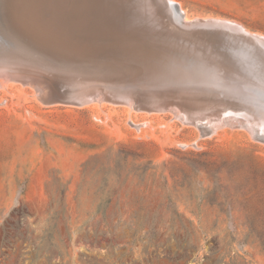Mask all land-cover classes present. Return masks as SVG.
Returning <instances> with one entry per match:
<instances>
[{
	"label": "rangeland",
	"instance_id": "374dc122",
	"mask_svg": "<svg viewBox=\"0 0 264 264\" xmlns=\"http://www.w3.org/2000/svg\"><path fill=\"white\" fill-rule=\"evenodd\" d=\"M21 1V4L15 2L19 4L16 9L22 7L20 10H25V16L19 10L16 12L15 7H10L15 13H11L12 9L9 11L18 19V32L41 52L49 53L52 48L42 39L45 36L41 34L42 25L38 20L47 22L48 28L53 27L52 22L58 27L73 26L72 32L64 33L65 36L49 35L58 46L61 42L75 45L77 38L88 42L90 36L85 25L96 17L92 24L95 27L98 24V28L94 27L97 32L106 20L105 30L116 27L124 36L132 33L129 42L142 46L150 54L149 40L156 35L151 37L140 32L170 33L160 36L161 39L157 36V53L175 69L180 83L170 79L165 87L168 89L176 83L181 86L180 90L187 91L182 93L199 103L202 97L199 92L205 91L215 103L229 99L208 85L211 69L233 73L250 67L249 61L234 46L235 40L229 39L218 26V29L206 30L205 34L200 27L208 26L205 23L211 20L236 23L247 36L264 37V0H174L181 12L179 17L171 14L164 0H119L120 3L113 0L120 9L115 8L116 3L111 5L112 0L99 1L103 6L108 3V7L114 8L103 11L108 13V19L101 12V3L100 7L93 4H98L97 0H89L95 7L86 4L83 7L76 2L81 0H68L71 7L67 0H61L65 7L58 0ZM74 2L79 11L86 8L81 9L85 12L81 14L78 9L76 12ZM41 3L44 5H38ZM87 7L99 17L92 13L89 17ZM96 7L102 8L98 9L100 12H96ZM43 9L48 13L44 10L41 15ZM31 12H36L33 14L38 19ZM72 13L75 14L72 16ZM150 16L155 17V23L149 22ZM178 18L182 24H192L193 32L176 23L173 25ZM143 20H148L147 25ZM217 31L219 38L228 42L223 46L229 54L221 61L210 55L205 42ZM116 41L119 48L128 47L123 40ZM243 47L250 51L247 44ZM54 49L65 54L64 48ZM202 56L208 59L206 67L204 62H199ZM186 62L191 69L187 70ZM180 65L185 69L183 72L177 71ZM4 75L5 83L0 76V264H264V142L255 139L246 128L234 127L232 123L228 127V123L221 122L226 109L217 106L221 103L203 112L209 118L207 124L217 122L208 131L185 117L187 104L181 98L169 99L165 95L170 100L165 106H137L135 103L140 100L153 103L149 97L138 94L142 83H134L132 87L126 83L121 85V97L125 98L121 105L99 99L87 103V99L81 100L85 97L75 96L73 99L84 106H70L54 96L51 100L49 97L50 101L54 98V104L44 103L45 90L39 86L43 83L45 88L47 84L48 90L49 83L37 82L34 78L31 81L34 85H29L19 81L21 77L16 81L11 71ZM151 79V90L161 91L159 96H162L161 84ZM99 82L102 89L112 85L103 79ZM59 85L55 84L60 89ZM86 90L79 85L77 92L89 96L99 94ZM204 132H209L207 138L203 137Z\"/></svg>",
	"mask_w": 264,
	"mask_h": 264
},
{
	"label": "bare ground",
	"instance_id": "6f19581e",
	"mask_svg": "<svg viewBox=\"0 0 264 264\" xmlns=\"http://www.w3.org/2000/svg\"><path fill=\"white\" fill-rule=\"evenodd\" d=\"M20 1L21 0H19V1L18 0L17 1L16 0H0V63H1L0 64V76H1V82L5 83L4 81L6 79V76L4 75V73L5 72L6 73H8V72L10 73V71H11L12 77L16 76V77H14L15 80L16 79L17 80L19 79L17 77H21L20 79H22V78L23 79L22 80L19 79V81L25 82V83H27L29 85H31L30 83L33 82L32 80L34 78H37V82H39V80H42L43 82L49 83L48 90H45L44 91V94H46L47 97L46 96H45V98L43 97L44 98V103H46V104H54L52 101H53V99L55 97L52 98V101H50L52 95L49 94V90L52 89V88L53 89L54 88L55 89H59L58 87L55 86V84H57V85L60 84L59 86H60V89H62V90H69L70 87L73 88L72 92H74V94H76L77 97L79 96V98H80V96H82V97H85L86 96V98H88L89 95H80V94H78L77 90H78V86L80 85L83 88L87 89L88 92L90 91V92H92L94 94H95V92H98L99 93V94H97L99 96H97V95L96 96H91L92 98H97L99 100H104L103 102H108V103H111V104H114V105H121L122 103H120V102L124 101L122 99H125L123 96L121 97V95H122V93H120V90L121 89L119 90V88H121V85L123 83L124 84L126 83V85H129L130 87H132L134 85V83H142V87L138 90V92H139L138 94L141 95V96H144V97H149L150 100L154 104H161V102L169 103L170 102L169 99L170 98L172 99V97L173 98H177L178 97V98H181L182 100H184V101H182V103L185 102V105L187 104L186 107H187V110H188V113L186 114L188 116H185V117H189V119H191V121L194 124H196L200 129H203V130L206 129L208 131H210V130L212 131V129L216 126V123L217 122H214V123L212 122V123L207 124L209 118H206L205 115L203 114V112H205L207 110H208L207 112H209V110H213L215 108V104L218 102V103H221L222 106H224L226 108L224 110V112H223L224 115H222L223 117L225 116V118H223L224 120H221L220 119L221 122H223L224 124L225 123H228V127H229V125L231 126V124H229V123H232L234 125V127L246 128L249 131H251L253 134H255L256 136H258V137H260L261 139L264 140V37L263 36H260V37H259V35H257L258 37H251V35L250 36H247L248 34L247 35L244 34V31L241 30L238 25H237L238 27L236 26V23L234 25H232V24H226L224 22H215V21L211 22L212 21L211 20V21H209V22L207 21L205 23V25L208 24V26H203V25H202L203 27H200L199 26L200 27V30L203 31V33L206 30H211L210 28L214 29L216 27V29H218L217 28V26H218L224 33H226V36L228 35V38L229 39L235 40V45L234 46L237 49H239V51L241 52V54H243V58L246 59V60H248L249 61V64H250V67L248 69H246L244 71H240V72H233V73H231V72L228 73V72H225V71H217V70L214 71V70L211 69L212 72H210V73H212V75H211V78L209 77L211 84L208 83V85L210 87H213V88H216L217 90H219V91H217L218 93H220V94L223 93V94L227 95L229 99L224 100V101H216V103H215L210 98L211 96H209V94L207 93V91H205V93H207V94H205L204 92H203V94H202V92H199V94L202 95L201 99L199 98L201 100L200 103H199V102H196L195 100L189 98L188 96H186L185 95V94H187V91L186 90H180V87L181 86L178 85L180 83V80H179V78H177L178 77V75L176 74L177 72L175 71V69H173V67H169V65L167 63H165V61L157 53L158 50H159V48L157 46V44H158L157 43V40H158L157 36H159V38H160V36L162 37L164 35L165 36H169L170 33L169 34L158 33V31H154L153 29H151L153 31L144 30L143 31L144 33L142 31L140 32V34H142V35L143 34H148L151 37H153V35L155 37V35H156L155 38H157V39L154 38L152 40H149L150 41L149 43L151 44L149 46H151L150 48L152 49V54H150V53H147L146 50H144L142 48V46H139V45L133 46L131 44V42H129L130 40L128 39V37H129V35H132V33H128V34L125 33L127 35L124 36L123 35V32L120 31V28L118 29L116 27L115 28L113 27V29L111 28L112 31L108 30L109 28H107L106 30L110 31V33L108 31L106 32L105 28L107 26H106V23H105L106 20H103L104 18L102 19L103 20L102 26L101 25L99 26V27H101V28H99V29H101V31L100 32H97L96 31L95 28H98V24L96 23L97 24V27L93 26V24H94V21L96 20L97 17L95 18V20H92V19L97 15L96 12H98V11L100 12V10H98V9H102L103 8V10L101 12H103L104 10H105L104 12H107L109 10V9L107 10V8H111V5L112 6H113V4L115 5V3L117 1L115 2V1L112 0V2H111V0H110L111 5H110V7H108L109 6L108 3H105L104 6H103V4L100 2L101 3V5H100L99 1H104V0H97L98 1V4H95L97 2H95L93 4L95 6H97V5L99 6L100 5L101 7L102 6L103 7L102 8H99L100 7L99 6L98 8L96 7L97 9L95 8L96 9V12L94 13V14H96L95 16L93 15L92 10L90 12L89 11L90 8L88 9V7H90V6L91 7L92 6L95 7L91 3V2H93L95 0H91L90 4H89V0L87 1L88 3H84L85 2L84 0L83 1L81 0V2L76 1L78 3H82V5L83 4L90 5V6L87 7V9H88L87 11L90 12L88 14L90 15L92 13L91 15L94 16V17L92 16V19H91L92 22H93V24L91 22L90 24L88 23L87 25H85L86 27L83 26V27L87 28V30H85V31H87L89 33V36H90V39L86 43L83 42V40L82 41L80 39L78 40V38H77L76 39L77 41L74 40L75 43H76L75 45H72L71 43H63V42H61V46H58L59 44L55 43L53 40L51 41V38L49 37V35L52 34V33H55L57 35L65 36L64 33L66 34V33H71L72 32L71 30H73V28H72L73 26H71V25H68V26L65 25L63 27L62 26L61 27H58V26H55L53 24V22H52V25L51 26H53V27L48 28L45 25V23H47V22H44V24H43L42 23L43 20H38V22L40 21L41 22V25H42V28L40 29L41 30V34H43L45 36L42 39L47 40V46H49L50 48H52L51 49V52L49 51V53L48 52H41L40 50H38V49H36L34 47H31L28 44L29 40L24 37V35L22 34V32H20V31L18 32V30L20 28V25L17 22L18 19L16 21L14 14H11V13L12 12L15 13V11L17 10L16 7L19 4L22 3V1H21V3H20ZM34 1H33V3H36ZM45 1H47V0H45ZM49 1L50 0H48V2ZM70 1H72V0H70ZM155 1H158V0H155ZM164 1H165L164 2L165 4L167 3L166 5L168 6L169 11L171 12V14L174 15L175 17L176 16L179 17L180 16L179 13H181V12L180 11L178 12V10H177L178 4L175 3L176 1H174V0H164ZM15 2H19V4L16 5ZM58 2H60L61 5H62L61 0H58ZM66 2L68 3L69 1L67 0ZM76 2H74L75 3L74 6H76L75 7L76 9H74V10L77 12V9L79 11V8L77 7ZM24 3H22V4H24ZM28 3H30V2L28 1ZM43 3H44V1H43ZM43 3L38 4V5H42ZM50 3H52V2H50ZM118 3H120V1ZM118 3H116L117 4L116 5L117 7L114 6L116 9L119 8L118 7ZM59 4H58V6H59ZM68 4H70V7H71L72 3H68ZM82 5H81V7H82ZM86 5L85 6L83 5V7H86ZM176 5H177V7H176ZM31 6L32 5L30 4V7ZM51 6H53V5H51ZM58 6H56V7H58ZM63 6L65 7L64 3L62 5V7ZM105 6H106V8L104 9ZM10 7H12L13 9L15 7V11L12 8H10ZM32 7H35V5L33 4ZM62 7H61V10H63ZM83 7L81 9H84ZM24 8H25V6H24ZM26 8L28 10V6ZM42 8H44V7H42ZM48 8H49V6H48ZM68 8H67V10H69V11L72 9V8H70V9H68ZM9 9H12L13 11L10 10L11 11V13H10ZM20 9H18L20 11V13L23 12L24 13V16H25L26 15L25 12H24L25 10L24 11L23 10L21 11ZM50 9L53 10V8H50ZM57 9L59 11V8H57ZM81 9H80L79 12H81ZM112 9H114V8H111L110 10H112ZM122 9H123V7H122ZM18 10L16 12H18ZM33 10H35V9L33 8ZM36 10H37V8H36ZM44 10L45 9H43V11L41 10L42 11V13L40 12L41 15L43 14ZM64 10H66V8H64ZM84 10H86V8ZM46 11L47 10H45V12ZM87 11H86V14H87ZM93 11H95V10H93ZM160 11H161V9H160ZM50 12H52V11L50 10ZM54 12H56V10ZM82 12L84 13L85 11H82ZM82 12H81V14H82ZM31 13L33 14L34 12H31ZM40 13H37V14H40ZM46 13H48V11ZM64 13H65V11H64ZM64 13H61V14H64ZM66 13H68V11ZM114 13H116V12H114ZM73 14H75V13H72V16H73ZM100 14L101 15H104L105 13L104 14L100 13ZM107 14L108 13L105 14L106 17L108 16ZM109 14H111V13H109ZM145 14H147V16H145V17H148L149 13L146 12ZM29 15H30V12H29ZM41 15H40V18H41ZM91 15L89 17H91ZM167 15H168V18H169V14H167ZM17 16L19 17V15H17ZM68 16H70V15H68ZM72 16L69 17V19L70 18L72 19ZM76 16H78V15L76 14ZM76 16L74 15L75 18H76ZM87 16H86V18H87ZM133 16H135V15H133ZM20 17H22V16H20ZM33 17H35V15ZM79 17H80V15H79ZM102 17H104V16H102ZM114 17H115V15H114ZM121 17H122V15H121ZM145 17L143 16V19H147ZM24 18H26V17H24ZM36 18L38 19L37 16L35 17V19ZM48 18H49V16H48ZM75 18L73 20H77ZM83 18L85 20V16ZM108 18L109 17H107V19ZM110 18H111V16H110ZM118 18H120V17H118ZM168 18L166 17V19H168ZM62 19H64V17H62ZM81 19H82V17H81ZM111 19H113V18H111ZM121 19L122 18H120V20ZM150 19H151V16H150L149 20ZM163 19H165V18L163 17ZM170 19H171V17H170ZM182 19L184 20V18H182ZM200 19H203V18H200ZM200 19H198V20H200ZM99 20H101V19H99ZM174 20L176 22L174 21L173 22V25L176 23L179 27H184L185 29L190 30L191 32H193V28H191L192 27V24H186V23L185 24L184 23L182 24V22L179 20V18L177 19L179 22L176 19H174ZM198 20L197 21L195 20L196 23H198V24L200 23V25H201V22L198 21ZM24 21H25V19H24ZM111 21H109V22L111 23ZM143 21L145 23L148 20H146V21L143 20ZM154 21H155V17L152 18L151 21H149V22L155 23ZM20 22H21V20H20ZM69 22L71 23V20ZM116 22H117V20H116ZM140 22H142V21H140ZM171 22L172 21H170V23ZM98 23H101V22L99 21ZM108 23H107V25H108ZM61 24L64 25L65 23L63 22ZM73 24H75V23L73 22ZM31 25H32V21H31ZM35 25H36V23H35ZM112 25H115V23L112 24ZM146 25H147V22H146ZM164 25H165V23H164ZM77 26L79 28V25H77ZM116 26H118V25H116ZM149 26H148V28H150ZM168 26H170V25H168ZM168 26H167V28H168ZM110 27H112V26H110ZM29 28H31V27H29ZM74 29L76 30L75 27H74ZM218 31H217V33L215 32L216 34H213L211 32L212 34H210L208 36V38L205 39L206 40L205 42H206V45H207L208 49L212 53V54H210V52H209V54L210 55H213L214 58H218L221 61V60H223V58L226 57L227 54H229L227 51L226 52L224 51V46H223L224 44H227L228 42L225 43V40L226 39H224L222 37L219 38L218 35H220V34H218ZM175 32H176V30H175ZM96 34L97 35L99 34V36H97ZM192 34H194V33H192ZM221 34H223V33H221ZM171 35H172V33H171ZM201 35H203V34L201 33ZM190 36H191V34H190ZM32 38H33V36H32ZM134 38H135V40L136 39L138 40V38H136V37H134ZM118 39H120V41L123 40L124 42H122V43H125L128 47H126V48H119L118 45H117V41H116ZM182 40H184V39H182ZM232 40H231V44L233 46V43L234 42ZM146 42H148V41H146ZM158 42H159V40H158ZM202 43H203V41H202ZM194 44H195V42H194ZM199 44H200V42H199ZM244 44H247L248 45V47L250 48V51L243 50V48H245V47H243ZM41 45L44 48L43 44H41ZM44 45H45V43H44ZM134 45H136V44L134 43ZM54 47L64 48L65 54H64V52H58V51H55L54 52V50H55ZM189 47H190V44H189ZM150 48H147V50L150 49ZM47 50H49V49H47ZM108 50H110V52L112 54L109 55L110 52ZM107 51L109 53H107ZM136 53L141 54V56L137 55ZM185 53H186V51H185ZM6 56H8V57H6ZM137 56H139L140 59H138ZM9 57L16 58V60H12ZM197 57L198 56H196V58ZM135 58H137V59H135ZM200 59L201 60L199 62H201V61L204 62V65L206 67V64L208 63L207 57L202 56ZM228 61H230V59ZM240 61H242V60L240 59ZM171 62H173V61H171ZM186 64L189 67L191 66L189 62H186ZM202 64L200 63V65L203 67ZM217 64L215 63V65H217ZM219 66H220V63H219ZM189 67L186 66L187 70L188 69H191V67L190 68ZM16 68H17V70H16ZM197 68H200V67H197ZM183 69H184V67L180 65V66H178L177 71L179 70V71H182L183 72ZM193 71H195V70H193ZM203 71H202V75H206V73L203 74L204 73ZM198 72H200V71H198ZM199 74H201V72ZM99 78L100 79H103L106 83H107V81L110 82L112 85L109 86V87H107V85H105L106 87L104 89H102L99 86V84L97 83V81L99 82V80H100ZM151 78H155L161 84L160 86L162 87V91L164 92L162 96H159L162 93L161 91H159V90L152 91L151 90V86H150V83H149L152 80ZM203 78H206L207 79V77H205V76ZM7 79H8V77H7ZM170 79H173L176 83H178V84L175 83V84H170L169 85V88H171L172 89L171 91H173L171 93L168 90L169 88L166 89V87H165V85L168 83V81ZM92 83H93V85L97 89H95V90L90 89V84H92ZM42 84H41V86H42ZM41 86H39V87L42 88ZM127 89H129V88H127ZM237 89L240 90L241 92L237 91V93H236L235 91ZM79 91H83V89L82 90H79ZM183 91H184V93L185 92L186 93L185 94L182 93ZM217 92H215V93H217ZM134 93H135V91H134ZM165 95L169 96V99H168V97H165ZM49 97H50V100H49ZM126 98H128V97H126ZM81 100H84V98L81 99ZM81 100L79 99V101H81ZM48 101H50L52 103H47ZM142 101L143 100H140L138 103H135V102L134 103L137 104V106L138 105L140 106ZM151 101H149V102H151ZM179 101H181V100H179ZM197 101H199V100H197ZM55 102H56V100H55ZM84 103H85V101H84ZM75 104L77 105L78 102L75 101ZM75 104H68V105L75 106ZM165 105L166 104H162V106H165ZM152 106H156V105H152ZM180 106H181V104H180ZM182 106H183V104H182ZM134 107H132V108H134ZM145 107H147V106H145ZM184 109H185V107H184ZM184 109H182V110H184ZM142 110H144V109L142 108ZM186 111L184 110L183 112L186 113ZM159 112L161 113L162 111H158V113ZM218 112H216V113H218ZM148 113H150L149 110H148ZM152 113H154V112H152ZM180 113H182V111H180ZM185 113H183V114H185ZM185 117L184 118L182 117V120H184ZM243 118L245 120H243ZM219 127H222V126H219ZM208 133L209 132H204L203 133L204 134L203 137L207 138L208 137Z\"/></svg>",
	"mask_w": 264,
	"mask_h": 264
},
{
	"label": "water",
	"instance_id": "95a60500",
	"mask_svg": "<svg viewBox=\"0 0 264 264\" xmlns=\"http://www.w3.org/2000/svg\"><path fill=\"white\" fill-rule=\"evenodd\" d=\"M31 85H34V84H32V83H30ZM45 85V84H44ZM69 87V86H68ZM238 87V86H237ZM90 89H93V90H95V89H97L94 85H93V83L92 84H90ZM42 90H47L46 89V86H45V88L42 86ZM72 90H73V88H69V90H62V89H50L49 90V94L50 95H52V96H54V97H56L57 99H62L64 102H62V103H66V104H75V101H74V97L76 96V94H74V92H72ZM169 90V92L171 93V92H173V91H171L172 89L171 88H169L168 89ZM237 91H239V92H241L240 90H236L235 92L237 93ZM84 99H87L86 100V102L87 103H91V102H93L94 100H98L97 98H92L91 96H89L88 98H86V96H85V98ZM213 99H215V98H213ZM47 103H52V102H50V101H48ZM161 104H165V102H161ZM78 105H81V104H78ZM141 105L142 106H145V105H147V103L145 102V101H142L141 102ZM148 105H154V103H149ZM218 107H222V105H217ZM223 108V107H222ZM243 120H245L244 118H243ZM250 133L253 135V137L255 138V139H257V140H259V141H262V142H264V140L263 139H261L260 137H258V136H256L255 134H253L251 131H250Z\"/></svg>",
	"mask_w": 264,
	"mask_h": 264
}]
</instances>
